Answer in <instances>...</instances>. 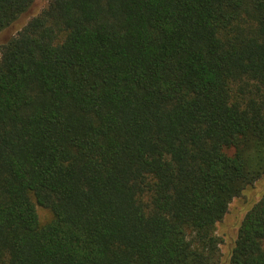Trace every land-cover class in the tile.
I'll use <instances>...</instances> for the list:
<instances>
[{
	"label": "trees",
	"instance_id": "16d2710c",
	"mask_svg": "<svg viewBox=\"0 0 264 264\" xmlns=\"http://www.w3.org/2000/svg\"><path fill=\"white\" fill-rule=\"evenodd\" d=\"M262 180L264 0H49L0 45V264H218ZM230 264H264V190Z\"/></svg>",
	"mask_w": 264,
	"mask_h": 264
},
{
	"label": "rangeland",
	"instance_id": "374dc122",
	"mask_svg": "<svg viewBox=\"0 0 264 264\" xmlns=\"http://www.w3.org/2000/svg\"><path fill=\"white\" fill-rule=\"evenodd\" d=\"M49 0H35L27 12L21 15L14 23L0 31V45L15 35L18 30L30 19V17L43 9ZM264 190V181L255 184L253 189L246 190L240 196L234 198L230 203L229 212L226 217L218 222L216 232L221 237L220 243V261L218 264H230L232 250L238 237L240 222L260 193ZM40 215L43 219L51 216L49 210L39 207Z\"/></svg>",
	"mask_w": 264,
	"mask_h": 264
}]
</instances>
